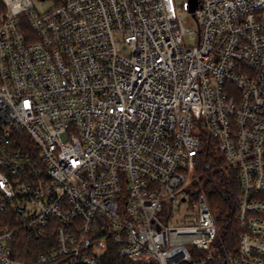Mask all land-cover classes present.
Listing matches in <instances>:
<instances>
[{"label": "built area", "instance_id": "1", "mask_svg": "<svg viewBox=\"0 0 264 264\" xmlns=\"http://www.w3.org/2000/svg\"><path fill=\"white\" fill-rule=\"evenodd\" d=\"M203 132L238 173L224 264H264V0H0V264L218 260Z\"/></svg>", "mask_w": 264, "mask_h": 264}, {"label": "trees", "instance_id": "2", "mask_svg": "<svg viewBox=\"0 0 264 264\" xmlns=\"http://www.w3.org/2000/svg\"><path fill=\"white\" fill-rule=\"evenodd\" d=\"M201 135V134H200ZM201 150L196 158L194 182L188 192L194 201L200 192H203L210 205L218 235L213 243L218 250V260L210 264H224L226 254H239V236L245 230L237 221L240 187L238 173L229 170L225 157L217 148V141L206 132L200 136ZM255 198L264 202V190L255 195ZM37 242L22 240L18 242L13 255L20 260H27V252L22 249L27 246L36 249ZM195 256L204 253L190 248ZM101 264H154L151 257L121 258L114 246H109L101 259Z\"/></svg>", "mask_w": 264, "mask_h": 264}, {"label": "rangeland", "instance_id": "3", "mask_svg": "<svg viewBox=\"0 0 264 264\" xmlns=\"http://www.w3.org/2000/svg\"><path fill=\"white\" fill-rule=\"evenodd\" d=\"M179 1H184V0H179ZM52 7V4L47 3L45 4V6L42 8L43 10H47L50 9ZM185 24L187 27L193 28L195 26V17L192 14H188V16L185 18ZM190 42L191 44H193V41H187ZM171 206L170 200L168 198L163 199L162 201V219L165 220L168 218L169 213L171 212L168 207ZM175 209V212L178 214L179 213V208L173 207ZM178 209V210H177ZM175 220V218H173V221Z\"/></svg>", "mask_w": 264, "mask_h": 264}, {"label": "water", "instance_id": "4", "mask_svg": "<svg viewBox=\"0 0 264 264\" xmlns=\"http://www.w3.org/2000/svg\"><path fill=\"white\" fill-rule=\"evenodd\" d=\"M187 2L189 4V11L193 13L198 6V0H187Z\"/></svg>", "mask_w": 264, "mask_h": 264}]
</instances>
